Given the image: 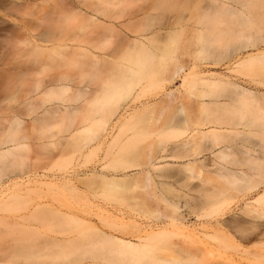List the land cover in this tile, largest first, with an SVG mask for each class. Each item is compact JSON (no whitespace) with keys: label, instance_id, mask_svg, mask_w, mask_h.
Instances as JSON below:
<instances>
[{"label":"rangeland","instance_id":"obj_1","mask_svg":"<svg viewBox=\"0 0 264 264\" xmlns=\"http://www.w3.org/2000/svg\"><path fill=\"white\" fill-rule=\"evenodd\" d=\"M144 1H146V2H144ZM144 1H143L144 4H143L142 0L138 1V3L137 2L130 3V5L123 3L124 5L123 4L119 5L122 7H118L117 9L115 8L116 11L118 9H120L118 11V12H120L119 14H118V12L115 13L116 15L118 14L117 15V17H119L118 21L124 22L123 20L126 21V18L129 19L127 17L128 14H130L129 15V17H130L132 11H134V12H132V14H134V13L136 14L137 12H139L138 9L141 7V5L147 4L145 6L146 9L148 7L152 6V4H150L149 0H144ZM179 1L181 2V0H179ZM179 1H177V2H179ZM206 1L204 2V0H196V2H197L196 3L194 0L193 1L190 0L189 2H186V4H185V2H183L184 6L182 4H180V7H179V3L175 4L173 6L175 1L172 4V6H169V5H171V2H170V4H168V2H166V3L164 2L165 4L164 3H161L163 5L160 4L162 6V9H161V6L159 5L160 11H159L158 7L154 6L155 10L152 9L151 13H148L150 16L147 14V16L144 18V20L141 21V23L143 22V24L147 27V29L144 25H141V26L144 30L146 29L145 32L148 34V36L152 37L153 34L155 33V35L151 38L149 43H147L145 46V49H146V47L149 48V49L147 48V52L149 50H151L150 51V53H151L153 50H156V49H158V51H153L152 53H155V54H153L151 56H149V53H148L149 58L146 57L147 55L142 56L143 60H144V57L146 58L145 60H147V58H148L150 61V62L149 61L148 62L150 64H153L155 59L157 60V63L160 62L159 61L160 59L163 60L162 57L164 56V51L162 53L161 50H164L165 47H166V49L167 48L173 49L172 47H174L173 45L175 43V41H174L175 39H172V38H174V36L171 38V37H169L170 35L168 36V34L166 35V33L171 34L173 29L180 28V25H177V24L178 23L180 24V21H182L181 24H183V21H184L182 19L183 17L182 18H180V17L181 16L185 17V15L187 16V13H188L187 10L189 11V8L190 9L193 8L194 4H199L198 6L202 5L201 7H198L197 5H195L198 8H200L199 13H198V10H197V13L200 14L201 16L206 15L205 20L200 15H199L200 17L198 15H196V16H198L197 17L198 19H196V22L199 23V21L203 22V20H204L205 24L204 23L203 24H204L205 28L201 27L202 24L200 26V23L199 24L196 23L197 26L199 25V27H198L199 30H201V28L204 29V33H202L203 31L202 32L199 31L200 34H202L203 36L202 35H199V36L196 35L198 33V32H196V33H194L195 37H194V34H193V36L188 37L189 39L191 37L190 40L194 42V45L191 43L192 44L191 48L195 49V51L190 48V44L188 46L189 49H187L188 47H186V45L189 43V41L186 43L184 35H183V37L181 36L183 40L181 39L179 41H182V42L184 41V42L183 43L177 42L178 44L176 45V43H175V46L182 44L183 47L181 45L182 48H180V45H179L178 48H180L179 49L180 53H179V50H178V53H176L177 52V50H176L175 53H173L171 55V57L172 56L174 58L178 57L177 59H179V58L181 59V57H182V61H184V59H185L187 61V64H188V62H189V64L191 62L190 66H192V64H195L196 66H198V67H196L197 69L195 68L196 71L201 70V69H198L199 67H201L202 70L213 71V72H217V73L218 72L224 73L225 69H224L223 64L227 63V60L232 61L233 58L235 59L236 57L240 56L241 54L243 56V55H247V53H251V52L257 53L258 49L261 50L262 48H264V46H263L264 45V21L261 22V23H263V25L261 23H258L260 21H257V19L261 20V21L264 20V17H263L264 14H260L261 11L264 12V10L263 9L259 10V7H258V11H259L258 14L259 15H257V17L254 16L257 13V11H256L257 10L256 0H217L218 2H216V0H212V1L206 0ZM240 1L241 2L243 1L242 4L245 2V5L247 4L246 6L248 8H250L251 6L253 7V5L256 2V4H255L256 7L255 6H254V8L251 7L252 10L250 9L251 10L250 11L249 9H247V7H245V5L241 6L242 4H240ZM151 2L154 3V1H152V0H151ZM211 2H213V3H211ZM253 2H254V4H251ZM209 3H210V5H209ZM216 3L218 5V6L216 5L217 8L216 7H215V9L209 8L210 6L214 7L215 6L214 4H216ZM148 4L151 6H149ZM166 4L168 5V7L166 6ZM155 5L158 6L157 4H155ZM190 5L192 7H188ZM219 5L221 7L228 5L229 7L227 6V9H229L228 10L229 14L223 13V12L227 11L226 9H224V7L223 8L220 7V9H218ZM163 6H164V8H163ZM181 6L183 8H181ZM171 7H172V9H171ZM204 8L208 14H206V11H204ZM208 8H209V10H208ZM125 9L127 12L126 14H124ZM185 9H187V10H185ZM201 9L203 11V14H201V12H202ZM212 9H214V11ZM222 9H224L223 12H222ZM230 9H232V10H230ZM236 9L241 10L242 12L240 13V11H237ZM215 10H216V12H215ZM253 10L256 11L255 14H252L255 12V11L253 12ZM177 11H179V12H177ZM218 11H220V13ZM229 11H231V12H229ZM249 11L251 12V15L249 14ZM221 12L223 14H221ZM237 12L240 13V15H236V14H238ZM121 13L124 16L122 15L120 17ZM174 13H176V14H174ZM218 13H219V15H218ZM231 13H232V17H231ZM214 14H215L216 19L214 17ZM241 14H242V16H241ZM125 15H126V17H125ZM194 15H195V13H194ZM208 15H210V16H208ZM244 15H245V17H244ZM260 15H261V17L258 18ZM234 16L235 17L238 16V17L235 19ZM251 16L254 18L255 21H257V23L253 20V18ZM123 17H125V18H123ZM178 18H180V19H178ZM201 18H202V20H201ZM206 18H207V20H206ZM233 18L235 19L234 21H232ZM1 19L7 20L8 18H6L2 14H0V20ZM174 20L176 23H173ZM197 20H199V21H197ZM228 20H230V21H228ZM237 20L238 21L240 20V21L238 22ZM244 20H245V22H243ZM170 21H172V22H170ZM235 21H237V23ZM253 21H254V23H256V25L255 24L253 25L251 23ZM226 23H228V24H226ZM238 23L243 24V25L241 24L242 28H240V27L239 28H240V31H242L241 29L244 30L243 31L244 36L241 35V37L240 36L237 37L236 35H234V36L230 35L229 33L237 26L236 24H238ZM225 24H226V26H225ZM245 24L247 25V27H249V31H248ZM166 25H169L170 27L166 26ZM208 25H210L211 27ZM229 25H232V26L229 27ZM251 25L255 26V27L259 26V27H261V29L263 31L262 30L259 31V29H260L259 27H258V31H257L256 30L257 28L255 29V28L251 27ZM207 26L209 27V29ZM222 26L223 27L225 26L224 27L225 31H227L226 27L228 30L231 28V30H229L230 32L228 34L232 38H230L228 35H226L227 32L224 36V34H223L224 31L222 32L223 37H222V35L219 36V34H218L219 31H217V30H219V28L217 29V27H220L221 30H224L223 28H221ZM233 26H234V28H233ZM206 27H207V29H206ZM212 28L214 29L213 33H212V31H213ZM237 28H238V26L236 27V30H234L235 32L234 33L231 32V33L236 34ZM250 28L253 30H251ZM254 29H255V31H257V34L254 32ZM158 30H161V31H158ZM205 31H209L212 34L207 32V35H206ZM252 32H254V34ZM159 34H161V35H159ZM209 34H210V36H209ZM213 34H214V37H213ZM220 34H221V32H220ZM241 34H242V32H241ZM205 35H206V37H204ZM237 35H238V33H237ZM257 35L261 38V40L259 39V37ZM166 36H168L169 38ZM248 36L249 37L251 36V38H248ZM254 36L258 39L255 40L256 38H254ZM192 37H194V40L192 39ZM221 37H222V39H221ZM233 37H234V40H233ZM245 37L248 39H246ZM212 38H213V40H211ZM228 38H230L232 40H230ZM242 38H243V40H242ZM262 38H263V40H262ZM186 39H187V37H186ZM189 39H187V40H189ZM208 40L211 42H208ZM235 40H238V41H235ZM240 40H242V41H240ZM251 40L252 41L254 40L256 43H254V41L252 42ZM152 41H155L154 44ZM161 41H163V42H161ZM165 41H167L168 43ZM213 41H215V42H213ZM171 42H172V44H171ZM240 42H242V43L240 44ZM246 42L247 43L249 42L248 45L249 44L250 45L248 46ZM156 43L157 44L160 43L159 44L160 47ZM162 43L164 46H162ZM166 43H167V45H166ZM184 43H185V46H184ZM238 43H239V45H238ZM252 43L254 45V50H252L253 49ZM155 44L157 45V48H156ZM168 44H170V46ZM152 46H154V48H151ZM239 46L240 47L242 46V47L240 48ZM246 46H248L247 49H246ZM185 47H186L187 51H190V50L194 51V52L193 51L191 52L192 58L188 56L190 54H187L188 53L187 51H186L187 53L185 52ZM202 47H203V49H202ZM159 48H161V50ZM196 48H198L199 50ZM239 50L242 52H239ZM235 51H236V54H235ZM158 52H160L162 54H160ZM181 53L183 54V56ZM28 54H30V53H28ZM156 54L158 56L160 55L159 60L157 58L153 59ZM157 55L155 57H158ZM32 56L30 59V55H27L26 52H22V53H19L18 56L17 55L10 56V58H12V60H10V62H4L5 64L3 63L2 65H0V93L2 92V94H0L1 95V98H0V126H1L0 127V144L3 142H5V143L13 142L14 140H18V139L25 137V139L27 138L25 141H27V143H29V145H30L29 148L27 147L28 149L27 148L25 150L23 149L25 152L19 150L20 153L17 151L19 153L18 155L16 152V155L13 154L14 156L11 154V155H8V156H10L8 158L5 156L2 159H0V179H3L4 178L3 176H5V178L6 177L8 178V176L19 177V176L33 174V173H37L39 175H44L42 177V180H41V178H39L40 180H38L37 183L29 184L27 188L21 187L20 189L18 188L19 190L16 189L15 190L16 192L20 191L22 188H23V191L21 190V192L18 193V195L20 197L18 199H13L12 201H10L8 203V206L0 205V264H80V263L89 264L92 262V260H94L96 258V256H97V258H99L100 254L102 253V252H100L102 250L99 249V247L102 245H98L99 247L96 246L98 243L97 240L100 238L99 234L97 231L92 229L89 222H91L92 224H95L98 228L102 229L103 231L110 232V229L105 227V226L103 227L102 224L99 222V220L97 218H95L94 214L99 213L101 211L100 209H103L104 207L105 208L108 207L107 209L109 211H112V210H110L111 208L112 209L115 208V209L122 211V213L127 215L125 217H130V216L131 217H137L140 215L138 210L141 209V205H142L141 203H145L144 201H146L147 204L152 205L153 206L152 209L156 208V210L158 209V211L162 214L165 212L163 214L164 216L166 214H169V215L174 214L175 213L174 211H176V213L182 214L185 218L184 223L186 226H188L187 229L186 228L183 229L182 227L178 228L179 226H176V227L173 226V228L168 227L167 232H169V234H167V236L164 235L165 237L162 236L163 239L160 238L161 240L159 242L156 241V244L154 243L153 246L152 245L150 246L151 248L147 247V249H146L147 251H144L143 253L142 252L140 253L139 252L140 250L137 252L136 251H134V252L130 251L127 253L126 252H120V253L118 252V254L116 251L114 253H111L110 250L112 249V246L110 248V246L108 244H106V245H108V248L105 246L107 249L104 247L103 253L105 252L104 251L105 249L108 252V250L110 248V250L108 252V253H110V255L108 253L105 254V255H108L107 257L105 255H104L105 257L103 255H101L104 257V258H102L104 260L103 261L100 260V263L102 262L103 264H113V262H114V264H264V239H261V237H260L261 236L260 232H262V230H264V227H263L264 220L263 221L261 220V222H260V221H256V220H258L257 218H254V221L252 219H250L251 218V217H249L250 212H248L247 210L243 211L241 209L242 208L241 207L242 201H240V199H242V197L245 195L252 197V198H256L257 193L263 189L262 186L264 185V168L261 169V167L258 168V166H257L258 163L263 164L262 163L263 160L261 162V161H257V159H255V158H253V159L251 158L252 155L256 152L255 151L253 153L252 150L253 149L257 150V149H255L256 146L254 148H253V146L255 144L261 143V141L258 142V140H261L260 139L261 136L257 135V133H255V132L254 133L256 135L254 136V133L252 131H248V130H246V132H244L245 130L244 131L242 130L243 134L239 133L238 130H237L238 133L235 132L236 130L235 131L233 130L235 132V134L230 133V131L227 132L226 134L223 133L225 135H222V133H221L222 137L219 140L217 134H216L217 137L215 135L213 136V134H212L213 131L212 132H211V130L209 131L208 128L206 130L203 129L204 132H206V134L202 135L204 133L203 132L202 134H200V136L198 135L199 137H197V139L199 141H194V143L196 142L195 144H197V147L199 146V151H194V153L199 152V155L197 154L198 155L197 156L196 154H194L193 156H195L194 159L197 161L201 160L203 162V160H204V162H203L204 164L203 163H199V164L196 163L198 168L193 167L195 169L193 170L192 176H191L192 172L190 171L192 169V167L189 166L190 168H187L185 166V164H187L188 162H191L193 159L192 158L193 156L191 157L192 158L191 159L190 156L188 157L185 154L186 151H184L182 148H181L182 150L180 149L181 151H178L179 148L177 146H176L177 148L174 146L175 144H177V145H178V143L180 144V142L182 143L183 140L185 141L186 138L189 137L188 136L189 132L185 131L186 125L184 124V122H182L183 118H185V116H186L185 113H187V112H188V114L190 113L192 116H194L195 113H197V111H199V113L195 115L196 117L194 116V120L195 121L197 119L201 120L200 123L198 121H196L200 125L202 124V120L205 119V120L209 121V122H207V125H210L212 122L217 124L216 123L217 121L218 122L222 121L219 123L220 124L222 123L223 125H227L228 127L229 126L234 127V125H232V124H236L235 126H237V128L238 127L242 128V126L247 125L245 123V120H246V122H247V119H248V121L250 120L249 121L250 123H251V121H255L252 117L248 116L249 113L247 114L244 112L242 114L241 113L242 111L239 112L238 109L236 111L235 108H237V107H234L233 105L231 106V104H229L230 106L229 105L227 106V104L223 105V103H221V105H218V107H215L216 104L215 105H209L210 108L212 107L211 109L209 108V106H206V108L209 110H207L204 107L202 108V106H199L202 109H199V107L197 109V105H198V103L200 105L201 100L203 101L206 99L207 101L206 100L205 101L207 103L209 101L210 102H214V101L216 102L218 100L220 101L222 98L223 99L221 101H225L229 98V96L233 97V95H230L233 93V91H235V90H233V91L231 90L233 88H231L228 85H227L228 87L224 86V85H221V86L217 85L214 87V86H212V84H208V86H209L208 87L206 83H202V82L197 83L198 79L194 78V76H193L194 79L192 78L193 80L189 76H187L186 79H188V80L190 79V81H187V83L186 82L183 83L182 76L184 74L182 76H180L179 78H176L172 82L171 81H167V82L165 81V82H163V84H162V82L161 83L160 82L155 83L154 80L161 79V78H158L159 74H160V77L162 74H166L164 72H162V74L159 73L158 75H156L155 79H153V80L150 79V81H152V82H151V84H149V82H148L149 78L147 81V77L143 76L144 72L141 73L140 71H135V72L131 71L134 74H132V73L130 74L129 73L130 71L127 72L126 69H125L126 71L122 70L123 72H126L125 75H127V74L128 75L130 74V75L129 76L127 75V77L125 78V76L121 75L123 73H119L120 76H123L124 79L121 78L120 76H116V78L119 77V78H121V80L122 79H123V81L125 80L124 84L127 85L128 88L125 90V88L127 86L123 85L125 87L122 90L123 92L119 98V102L117 101V97H116L117 95H114L116 97V98L114 97L116 102L113 99L111 102L112 104L115 102L114 104L117 103L118 105H120L122 103L125 104L128 102L127 105L132 106V109L134 107H139L140 105H141L140 106V109H141L142 105L145 103V105H147V104L151 105L152 104V108H153L154 103L159 102V100H161L162 98L164 99L166 94H169V92H171V94L173 92L172 95H175V96H173L174 99H173V103L171 105L172 107L171 106H169L170 108L167 107L170 110L167 109L166 112H163V113H165V115L162 113V115H161L162 118H159L160 121L157 119L159 117V116L157 117L158 111L156 113H154L155 108L151 109V107H150L149 109L154 110V112H153L154 114H152L151 111H149V112L144 111V112H146V114H144V112H143V114L147 115V113H149V114H152V116L155 115V116H153L155 119L152 116H149V114H148V116L144 117L142 113H139V114H137L136 118H134V119H136V121H134L133 119H132L133 121H126V122H124V121L119 122L118 121L120 123V125L117 121H113V122L117 123V126L115 124V126H116V128H115L114 125L111 126L109 124H106L108 119L113 116L111 114L112 115L111 117H109L108 119L106 118V117L110 116L109 115L110 112L112 113V111H111L112 107H111V109H109L110 112H108V110L106 108V107L110 108L111 105H109V104H111V103L108 102L109 104L108 105L106 104L107 106L105 108L103 106L102 107L103 110L100 109L102 105L100 106L99 103H98V105H95L96 102H93L95 104L91 103V104H93L92 106L95 105L94 107L86 105L88 107V109H86L85 106H83V109H82V107L80 108V106L85 103L84 102L85 100L83 101V99H84V97L88 98L89 93H87V94H85L83 92L81 93V91L83 90V88L81 87L84 85L83 83H81L82 85L80 86V88L82 90L77 88V89H79V92H77L78 90L76 89V87H79L77 83L83 81L84 79H82V78L86 77L84 81H87L88 83L87 82H84V83H86L87 85L91 84L90 86L92 88H94L95 87V85H94L95 81L93 80L94 78H95V80L98 79L99 77L102 78L103 76L105 78L107 75L109 76L112 74V73H110V69H111V72L114 73L115 71H117V68L114 71V69H113L114 66L112 68L106 67L107 65L105 64L106 62L104 63V61H100L99 65L97 64L98 66L95 67V65L92 63L91 64L89 63V65H87L86 63H83L81 57L80 58L78 57L79 60L77 59L78 60L77 62H75L76 60L74 61L73 59H70V58L56 57V59L54 58V61L51 62L52 63L51 66L46 67V69H42L41 74H40V76L43 75V76H41L42 78L40 76L37 78H39L40 80H42V79L48 80V78L50 76L53 77V75H55L54 77H57V75H59L60 73H63L64 76H63V78H61L62 79L61 82L65 83V84H69L70 89L67 91H60V90H59V92L55 91V94H54V92H51L50 94H48L49 95L48 98L45 96V98H47L46 101H43V104L40 103L42 105L41 108H39L40 107V105L38 104L39 100L36 101V103L38 104L39 107L35 103L37 108H35L33 106L28 108V105H26L27 107L25 105H21V103H20L21 99L20 98L22 97L23 94H25L23 92L24 90L30 89V88H22L23 85H24V87H25V85H26V87L29 86L28 84L31 82H28V81L26 82L25 79H28L30 77L26 76V78H25V75H23L24 72H23V74L21 72H19L20 70H16L17 71L16 72L11 67H13L12 64H15L16 62H18V59H19V61H22L20 63H26L27 61H28L27 63H30V62L32 63V59L35 58V57L32 58ZM184 56L188 57V60ZM193 56H195V57H193ZM150 57H152V62H151ZM171 57H169V56L167 57L168 62H166V63H168L170 65V66L169 65L167 66L168 68H170L171 64L173 63L171 60L172 59ZM61 58L64 59V61L65 60L66 61L64 62V61L60 60ZM13 59H15V60H13ZM34 60H36V58ZM165 60L167 61V59H165ZM57 61H62V63L64 64V67L63 66L58 67L56 70V67H57L56 62ZM73 61H74V64H73ZM121 61H124V60H120L119 62L121 63ZM194 61H195V63H194ZM9 63H11V65ZM35 63H33V64H35ZM254 63L255 62H253V64L250 63L249 65L245 64V66L243 68L242 67L240 69L238 68L237 70L241 74H239L237 72V75L238 76L240 75L239 78L243 81H246V82L252 81L253 84L255 82L256 86H259V88L264 90V58H262L261 60L259 59L256 61L255 64ZM83 64H84V66H83ZM8 65H10V68ZM104 65H106V66H104ZM115 65H117V63ZM253 65L256 66V68L255 67L253 68ZM221 66L223 68H221ZM82 67L84 68V71H89L88 75H82L83 74L82 73V69H83ZM94 67H95V69H94ZM7 68L9 70H7ZM47 68H50V69H47ZM105 68L106 69L109 68V70H105ZM96 70H98V71H96ZM57 71H58V73H57ZM101 71L102 72L105 71V74L103 72L104 75H102ZM118 71L120 72V70H118ZM192 71H194V70H192ZM196 71H194V72H196ZM95 72L98 73L97 76H96ZM139 72L142 75L138 74ZM194 72H192V73H194ZM115 73H117V72H115ZM115 73H114V76H115ZM21 75H22V77H21ZM81 75L84 77H82ZM116 75H118V73ZM134 75H135V77H134ZM167 75H168V73L166 74V77H168ZM79 77H80V79H79ZM166 77H164V78H166ZM135 78H137V79H135ZM28 80L32 81L33 78L31 80L30 79H28ZM194 80L196 82H193ZM93 81H94V83H93ZM144 81L148 82L147 85H145ZM91 82L93 83V86H92ZM96 82L98 83L99 80ZM133 82H134V84H133ZM198 82H199V80H198ZM135 83H137V84H135ZM32 84H33V82H32ZM32 84H30V87ZM202 84H204L206 86H204ZM19 85L21 86L22 90H17V89H20ZM142 85H144V86H142ZM142 87H144V88H142ZM201 87H203V88H201ZM74 88L76 90H74ZM5 91H7V93ZM21 91L23 92V94ZM231 91H232V93H230ZM3 92H5V93L3 94ZM12 92H15V93H12ZM138 92H140V93H138ZM203 93H204V95H203ZM7 95L9 98L11 97L10 95H13V97L10 98V100H9V98L7 100H4V97H6ZM122 97H124V98H122ZM137 97H139V98H137ZM183 97H184V99H183ZM196 97H198V99H196ZM45 98L43 97L42 100H44ZM190 98H192V99H190ZM134 99L135 100L137 99L136 102H134L135 101ZM230 99H232V98H230ZM42 100L40 102H42ZM188 100H189V102H188ZM3 101H6L7 103L3 102ZM18 103H20V104H18ZM183 103H184V105H183ZM260 103H261V105H260L261 108L259 107V105H258V107L260 110L261 109L263 110L264 100L261 101ZM91 104H89V105H91ZM191 104H193V105L191 106ZM118 105H117V107H118ZM181 105H182V108L180 107ZM185 105H187L186 106L187 108L185 107ZM195 105H196V109L193 108V106H195ZM23 106H25L26 108ZM51 106H53V107H51ZM63 106L64 107L65 106L70 107L71 110L72 109H79V108L81 110L79 109L77 111H71L69 114L66 115L65 118H67V119L63 118L65 121H63L62 118L59 117V115L50 116V120H48L49 119L48 116H46V118H45V116H43L41 114L44 112L45 108L54 109L55 107H59V108L62 107L63 108ZM96 106H100L99 107L100 110H98L96 108ZM113 106H115V105H113ZM155 106L157 108L156 104H155ZM188 106L190 108L189 111H187ZM117 107H115V110L117 109ZM183 107H184V109H183ZM219 107H221V108H219ZM158 108H159V105H158ZM179 108H181V109H179ZM213 108H214V111H213ZM216 108H217V110H215ZM222 108H223V110H222ZM15 109L17 112L20 113V116H21V117L19 116L20 121H6L8 118L12 117V114L14 115L15 113H17V112H15ZM140 109H139V111H140ZM192 109H194V110H192ZM220 109H221V111H220ZM232 109H234V110L232 111ZM57 110H59V109H57ZM115 110L113 111L114 113H115ZM158 110L160 113V109H158ZM104 111H107V116L105 118H103V116L105 114ZM190 111H192V112L195 111V112L191 113ZM217 111H219V112H217ZM261 111H259V113ZM237 112H239L241 114V116ZM259 113H258V115H259ZM263 113L264 112L262 111L261 114L263 115ZM246 114L249 118L246 116ZM256 114H257V112H256ZM68 115H73V116L70 117ZM81 115H82V117H81ZM197 115L199 118L197 117ZM204 115L207 117H204ZM114 116H116V115H114ZM138 116H139V118H137ZM200 116H201V118H200ZM202 116H203V119H202ZM219 116H220V118H219ZM34 117H36V119ZM47 117H48V119H47ZM98 117L100 119H98ZM142 117H144V118H142ZM4 118H6V119H4ZM112 118L115 119L114 117H112ZM195 118H197V119H195ZM239 118H241L240 120L242 122L244 121V123H243L244 125L242 123H241L242 125L239 123V122H241L240 120H238ZM250 118H252V120ZM3 119H4V121H1ZM44 119H46V120H44ZM92 119L94 122L92 121ZM137 119H138V121H137ZM164 119H165V121H164ZM59 120H61V121H59ZM145 120H147V121H145ZM155 120H158V121H155ZM205 120L203 121L204 124H205ZM223 120H225L226 122ZM227 120H228V122H227ZM100 121H102V123H105L106 126L107 125L111 126L112 127L111 129H113L111 131L112 133L110 132L111 137L112 136L113 137L112 138L109 137L108 138L109 140L108 141L105 140L104 143L102 142L103 140H101L102 137L99 140V137L102 136L103 132L99 131L101 129L98 130V126H97V132H95L96 131V125H98V123ZM256 121H257V116H256ZM109 122L111 124H113L112 120L108 121V123ZM152 122L154 123V125ZM192 122H194V121H192ZM196 122H194V123H196ZM100 123H99V125H100ZM157 123H159V124H157ZM197 123H196V125H198ZM230 123H232V124L229 125ZM237 123H239V124H237ZM100 127H102V126H100ZM148 128H149V130H148ZM203 128H205V127H203ZM252 129L253 128H251V130ZM150 130H153V131L155 130L156 132L154 131L155 132L154 133ZM239 130H241V129H239ZM145 131H147V133H145ZM149 131L151 133L148 134ZM250 132H252V134ZM210 133H211V135H210ZM236 133L238 135H236ZM239 134L240 135L242 134V136H240ZM247 134L248 135L250 134L251 137L247 136ZM212 136H213V138H212ZM202 137H203V139H202ZM214 138H217V141H219V143L224 142V143H222L223 145H225L226 143L227 144L229 143V145H230V143H232L230 145V149L232 152L229 150L232 154H229V156L227 155L229 158L227 156L225 158V156H224L225 160H223V158H222L223 155H226L224 153H223V155L218 154V158H215V157H217V153L216 154L214 153L215 154L214 155V154H212L213 150L211 151V148L214 149L213 148L215 146L214 142H217V141H215ZM255 138H256V140H254ZM98 140L100 142H102L101 143L102 145H100V142ZM125 140H126V142H125ZM243 141H244V144H246V145L240 143V142L243 143ZM120 142H122V143H120ZM148 142H150V143H148ZM125 143H127V144H125ZM107 144L109 146L110 145L111 146L108 147ZM147 144H148V146H147ZM150 144L152 146H150ZM211 144L213 145V147L210 148V146H212ZM250 144L252 146L249 147ZM143 145L146 147H143ZM235 145L237 147L240 146L241 149L246 148L247 149L246 151L249 150L248 149V147H249L251 152H252L251 156L249 155V157L253 161L248 159L249 158L247 156V154H249L248 152L245 153V150H243L244 153H242L240 147L235 148L236 147ZM164 146L168 147V148L165 149ZM147 147H151L150 150H152L153 154L151 153L150 150L148 152L146 151V150H148ZM160 147H162V148L160 149ZM169 147H170V150H169ZM233 147L235 149H233ZM109 148L111 150L110 152L108 150ZM118 148L120 150H118ZM144 148H146V149H144ZM162 149L166 150L165 153H167L168 150H169L168 152H171V149H172V152L165 155L164 152H161V151H163ZM175 149H176V151H174ZM238 149H240V150H238ZM121 150H123V153ZM233 150H235L234 151L235 154L233 153ZM113 151H115V152H113ZM203 151H204V153H203ZM208 151H210V153ZM111 152H113V153H111ZM116 152H118V153H116ZM145 152H146V154L150 152L152 155L157 153V157L164 156V157H162V159L163 158L164 159L163 160L162 159H156L155 162L158 160L159 161L156 162L157 164L154 168L150 167L149 169L145 170L144 168H142V167L139 168L137 166L138 169H136V168L134 169V166L141 165L142 163H144L146 161V157H148L147 156L148 154L145 155ZM173 152H175L174 155H173ZM189 152L190 151L187 152L188 155L191 153L193 154V151L191 153H189ZM217 152H218V150H217ZM106 153H108L109 155ZM143 153H144V155H143ZM161 153H163L164 155ZM12 156L15 158H13ZM16 156H17V158H16ZM181 156H182V158H181ZM196 156L198 159L196 158ZM199 156H201V157H199ZM153 157L156 158L155 156H153ZM176 157H178V158H176ZM184 157L186 159H184ZM187 157L190 158V160ZM219 157H221V158H219ZM244 157H246L245 161L243 160ZM255 157H257V155ZM4 158H7V159H4ZM14 159H15V161H14ZM254 160H256V162H254ZM239 162L241 164H239ZM243 162H245V163H243ZM222 163H224V164H222ZM211 164H212V167H211ZM242 164H244V165L242 166ZM187 165H189V163ZM226 165L228 167H226ZM204 166H205V168H204ZM238 166H240V167H238ZM241 166H242V169H240ZM263 166H264V164H263ZM250 167L252 168V170ZM141 168H142V170H141ZM143 170H145V171H143ZM220 171L222 174L219 173ZM229 171H230V174H231V172L233 173L235 171L234 172L235 175L240 174V176H241V172L245 171V173H247L248 176H251L253 178L250 180H247V178H248L247 174L245 175L242 172L241 177H243V175H244L243 178L247 177L245 181L240 180L238 182V180L236 181L235 178L234 179L230 178V180L231 179L233 180V181L231 180L233 183L229 184L228 182H231L229 179H227V178H229V176L225 177V179L223 178L224 177L223 172L229 175ZM237 171H238V173L240 171L241 172L238 174ZM250 171H251V173H249ZM94 172L96 173V176H95ZM92 173H94L93 175L95 177H92V175H89ZM142 173L144 175H142ZM64 174L66 175V177L63 176ZM68 174L72 177H70ZM97 174H98V176H97ZM220 174L223 175L222 178H221V176H219ZM100 175H101V178L99 177ZM104 175L107 176L106 178H111V179L114 176L115 177L113 180H107L106 181L104 179L105 181H103L102 176H104ZM145 175L147 177H149L148 179H146V181L144 179ZM67 176H69V177L67 178ZM231 176L234 177V175H232V174H231ZM62 177H65L67 180L62 178ZM87 177H88V179H87ZM147 177H145V178H147ZM68 179H70L71 181L69 180L70 181L69 182ZM118 179H119V181H118ZM121 179H123V180H121ZM120 180H121L122 184L120 183ZM227 180H229V181H227ZM105 182H107V183H105ZM116 182H117V184H116ZM108 183L110 184V186ZM146 184H148L147 188L145 187ZM222 190H223V193L226 195H223L221 193ZM217 191L219 193H216ZM101 194H103V195H101ZM225 197H230V198H225ZM39 203H42V204H40L42 206L37 207L36 205ZM147 204H145V206H147ZM236 204H238L240 206H238ZM32 207L33 208L37 207L36 210L33 211V213H30V215L26 216L22 220L17 219L19 216H23L24 214H26V212L29 209H31ZM101 207H103V208H101ZM147 207H150V206H147ZM105 208H104V210H105ZM235 208H236L237 213L242 212V211H243V213L237 214L235 211ZM55 209H58L62 214L60 212L59 213L56 212ZM176 209H178V210H176ZM238 209H240L242 211H240V210L238 211ZM178 211H180V212H178ZM228 211H230V212L234 211V213L231 212V214H229L230 212H228ZM172 212H174V213H172ZM180 214H177V216ZM234 215H236V216H234ZM251 216H253L252 213H251ZM160 219L161 218H159V220ZM214 219H220V221H223V222L227 221L228 223H231V224L237 223V225L240 222V224H239L240 232H237V234L238 233L239 234L237 235L236 233H234L232 235H235L234 236L235 240L237 239V237H240L241 239L240 240L237 239V240L241 243V245H243V248L247 249L248 251L240 254L241 252L239 251V249L241 247L236 246L237 248H239L237 250L234 247L236 244L233 240L229 239L228 237H226L223 234L218 235V233L216 234L212 230L200 229V227L198 226V225H200L199 223L207 222V221L214 220ZM143 220H144V218H143ZM196 223H198V224H196ZM118 225L119 224H117V226ZM250 225H252V226H250ZM190 226H192V228ZM255 226H257V227H255ZM115 227H113V229H116ZM122 227H124V228H122ZM129 228H130L129 226L127 228L125 226H121L120 232L123 234H125L124 232H127V234H129L128 236H127V234L123 235V236L130 237V234L133 231H131L132 227L130 228V230H128ZM175 228L176 229L178 228L177 229L178 231ZM198 228H199V230H198ZM118 229L119 228H117V230ZM180 229L182 230V232L179 234L178 232L180 231ZM192 230H193L192 234L194 236L191 234ZM183 232H185V233L187 232V233L185 234ZM240 233H241V236H240ZM184 235H186V237ZM189 236L191 238L192 237L193 238L189 240V238H188ZM248 236H249V238H248ZM65 238L71 239L70 241H71V244L73 245V247L72 246L68 247V245H66L65 242H67V240H63ZM253 238H255V239L252 240ZM246 239H250V241H248ZM62 240L65 242H62ZM251 240H252V242H251ZM191 241H195V242H193V244H192ZM189 242L191 244H189ZM104 243L105 242H103V244ZM186 243L189 246L188 245L186 246ZM69 246H70V244H69ZM190 246H192L194 248H192ZM97 247H98V251H99V256H98V252H97ZM240 250H242V249H240Z\"/></svg>","mask_w":264,"mask_h":264},{"label":"bare ground","instance_id":"obj_2","mask_svg":"<svg viewBox=\"0 0 264 264\" xmlns=\"http://www.w3.org/2000/svg\"><path fill=\"white\" fill-rule=\"evenodd\" d=\"M138 1H141V0H0V14H2L4 17H6V18H8L7 20L5 19H1L0 21V65H2L4 62H10V60H12V58H10V56H14V55H17L18 56V54L19 53H22V52H26L27 53V55H30V59H31V56H32V58H36V60H34V59H32V65L30 64V63H20V62H22V61H19V59H18V62H14L15 64H12V66L13 67H11L14 71H16V70H20L19 72H21L22 74H23V72H24V74L23 75H25V78H26V76L27 77H30V78H28V79H32L33 78V80L32 81H29L28 79H25L24 77V79L26 80V82L28 81V82H31V83H27L29 86L28 87H26V85H25V87H24V85H23V87L22 88H30V89H27V90H24L23 92L25 93V94H23V92H22V97L20 98L21 100H20V103H21V105H28V108L29 107H35V108H37L36 107V105H35V103H36V101L37 100H39V105H40V107L38 106V104H37V106L39 107V108H41L42 107V105L41 104H43V101H46V99L49 97V95L48 94H50L51 92H54V94H55V91H58L59 92V90L60 91H67V90H69L70 89V85L69 84H65V83H62L61 82V78H63V76H64V74L63 73H60L59 75H57V77H54L55 75H53V77L52 76H50L49 78H48V80H40L39 78H37V77H39L40 76V74H41V71H42V69H46V67H49V66H51L52 65V63L51 62H53L54 61V58L56 59V57H62V58H70V59H73L75 62H77L79 59H78V57L80 58H82V61H83V63H86L87 65H89V63L91 64H94L95 65V67L96 66H98L99 65V62L100 61H104V63L107 65H104V66H106V67H109V68H112L113 66H114V71L116 70V68H117V71H115V72H117L118 73V75H116L117 73H115V76H114V73L113 72H111V69H110V73H112L111 75H107L105 78H104V76L102 77V78H98V79H96L95 80V78L93 79L94 81H95V87L94 88H92L90 85H87L86 83H84V82H87V81H84L85 80V78L86 77H84V76H82V75H88L89 74V71H84V68L82 69V77H84V78H82V79H84L83 81H81V82H79V83H77L78 84V86L79 87H76V89L77 88H79L80 90H82L81 88H80V86L82 85L81 83H83L84 85L83 86H81L82 88H83V90L81 91V93L83 92V93H85V94H87V93H89V97L88 98H86V97H84V99H83V101L85 102L84 104H82L81 106H80V108L82 107V109H83V106H85L86 107V109H88V107L87 106H92L93 104H95V103H93V102H96V104L95 105H98V103L100 104V106H101V108L100 109H102V107L104 106V108L109 104V103H111L112 102V100L114 99L115 100V98L117 97V101L119 102V98H120V96H121V94H122V90L124 89V87L125 86H127V85H125L124 84V82H125V80L123 81V76H125V78L127 77V75H125L126 74V72H123L125 69L127 70V72L128 71H130L129 73L131 74L132 72H135V71H140L141 73L142 72H144L143 73V76L145 77H147V81H148V78H149V84H151V82L152 81H150V79H155V76L156 75H158L159 73H161L162 74V72H164V73H168V77H166V74H162L161 75V77H160V74H159V77L158 78H161V79H156V80H154V82L156 83H161L162 82V84H163V82H167V81H173V80H175L176 78H179L180 76H182L183 74V76H182V80H183V83L184 82H186L187 83V81H190V79L188 80V79H186L187 78V76H189L191 79L193 78V76H194V78H196V79H198L199 80V82H198V80H197V83H206L207 84V86H208V84H212V86H217V85H219V86H221V85H224V86H230L231 88H233V89H231L232 91L233 90H235V91H233V93H232V91L230 92V93H232V94H230V95H233V97H231V96H229V98L227 99V100H225V101H214V102H207L206 103V101L205 100H201L200 101V105H199V103H198V105H197V109H198V107L199 106H202V108L204 107V108H206V106H209V105H215L216 104V106L215 107H218V105H221V103H223V105L224 104H227V106L229 105V104H231V106L233 105L234 107H237V108H235L236 109V111H237V109L239 110V112L240 111H242L241 113L243 114L244 112L245 113H249L248 114V116L249 117H252L255 121H251V123L248 121V119H247V122H246V120H245V123L247 124V125H245V126H242V128L240 127H238L237 128V126H235L236 124H232V123H230L229 125H234V127L232 126V127H228L227 125H223L222 123L220 124L219 122H222V121H217L216 123L217 124H215L214 122H210L211 124L210 125H207V122H209V121H207V120H205V124H204V120H202V126L200 125V124H198L196 121H198L199 123L201 122V120H199V119H197V118H195V119H197L196 121L194 120V116L196 115V114H198L199 113V111H197V113H195V115L194 116H192L190 113L188 114V112L187 111H189L190 110V108H189V106H188V110L186 111L187 113H185L186 114V116H185V118H183V120H182V122H184V124L186 125V132H189V137L188 138H186V140L184 141H182V143L180 142V144L178 143V145L177 144H175L174 146L176 147H178L179 148V150L178 151H181L182 149L184 150V151H186V155L189 157L190 156V158L194 155V154H198L199 155V152H197V153H194V151H199V146L197 147V144H195L194 143V141H199L198 139H197V137H199L200 136V134H202L203 132H204V130H206L207 128H208V130L210 131L211 130V132L213 131V136L215 135L216 136V134H217V136H218V138H219V140L221 139V137H222V135H225L227 132H229L230 131V133H233V134H235V132H237L238 133V131H239V133H242L243 134V132H242V130L244 131V132H246V130H248V131H252L253 133L255 132V133H257V135H260L261 136V140H258V142H260L261 141V143H259V144H255L254 146H253V148L255 147V149H257V150H252V152L254 153L255 151L257 152H255L253 155H252V159L253 158H255V159H257V161H261L262 162V160H263V164H264V113H263V115L261 114V112L263 111L264 112V107H263V110L261 111L260 109H259V107H260V105H261V101H263L264 100V90H262L261 88H259V86H256V83L254 82V84L252 83V81H250V82H246V81H243V80H241L240 78H239V76L237 75V72L239 73V71L237 70L238 68L240 69L241 67L243 68L244 66H245V64H247V65H249L250 63L251 64H253V62H255L256 63V61L257 60H261L262 58H264V48H262L261 50H259L258 49V52L257 53H247V55H243L242 56V54L240 55V56H238V57H236L235 59L233 58V60L232 61H228L227 60V63H225V64H223V66H224V69H225V72L223 73V72H221V73H217V72H213V71H206V70H202V68L201 67H199L198 69H201V70H198V71H196V67H198V66H196L195 64H192V66H190V64H191V62H190V64H189V62H188V64H187V61L184 59V61L186 62H184V61H182V57H181V59L179 58V59H177L178 57H171V55L173 54V53H175V51L177 50V52L176 53H178V50L180 49V48H182L183 47V45L182 44H179L180 45V48H178V46H175V43H176V45L179 43V42H182V41H179V40H181L182 39V37H183V35H184V38H185V42L187 43L188 41H189V43L186 45V47H188L189 46V44H190V48L192 47V44L194 45V42L193 41H191L190 39H191V37H190V39L188 38L189 36H193V34L194 33H196V32H198L196 35H202V34H200V32H202V33H204V29H202V28H205L204 27V20H205V16H201L200 14H198L199 13V11H200V8H198V7H201V6H198L199 4H192L194 7L193 8H189V11L187 10V9H185V10H187V16L185 15V17L184 16H179L180 18H182L184 21H183V24H181L182 23V21H180V24L178 23L177 25H180V28H176V29H173L172 30V33L170 34V33H166V35L168 34V36L169 37H173L174 36V38H172V39H175L174 41H175V43H174V47H172L173 49H169V48H167L166 49V47H165V49L164 50H161V48H159L161 51H162V53H163V51H164V56L162 57L163 58V60L162 59H160V55L158 56L157 54L158 53H160V52H158L156 55L159 57H155L154 56V58L153 59H155V58H157L160 62H158L157 63V60L155 59V61H154V63L153 64H150L149 62V56H151V55H153V54H155V53H152L153 51H158V49H156V50H153L151 53H150V51L151 50H149L148 52H147V48L148 47H146V49H145V46H146V44L147 43H149V41L151 40V38L155 35V33L153 34V36L151 37V36H148V34L145 32L146 31V29H147V27L143 24V22L141 23V21L142 20H144V18L147 16V14L148 13H151V10L152 9H154L155 10V7H158V9H159V7L161 6V5H163V4H161V3H166V2H168V4H170V2H171V5H169V6H172V4L174 3V1H175V3L173 4V6L175 5V4H178L179 3V7H180V4H182L183 5V2H185V4H186V2H189L190 0H181V2L179 1V0H152V1H154V3H152L151 2V0H149L150 1V4H152V6L151 5H149V6H151V7H148L147 9L145 8V6L147 5V4H145V5H141V7L138 9L139 10V12H137L136 14L134 13V14H132V12H134V11H132L131 12V16L129 17V15L130 14H128V18L129 19H127L126 18V21L125 20H123L124 22H122V21H118V19H119V17H117V15L120 13V12H118L120 9H118L117 11L115 10V8L117 9L118 7H122V6H119V5H122L123 3H125V4H128V5H130V3H134V2H137L138 3ZM144 0H142V2H143ZM177 1H179V2H177ZM193 1V0H192ZM195 2H196V0H194ZM206 0H204V2H205ZM209 1H212V0H209ZM144 2H146V1H144ZM144 2H143V4H144ZM177 2V3H176ZM200 2V1H199ZM202 2V1H201ZM207 2V1H206ZM216 2H218L217 0H216ZM221 2V1H220ZM243 2V1H242ZM242 2L240 1V4H242ZM256 2H257V4H256ZM256 2H255V4L257 5V13H256V11L255 10H253V12L254 13H252V14H255L256 13V15H254V16H256L257 17V15H259L258 13H259V11H258V7H259V10H261V9H263L264 10V0H256ZM164 3V4H165ZM194 3V2H193ZM197 3V2H196ZM211 3H213V2H211ZM239 3V2H238ZM248 3V2H247ZM142 4V3H141ZM154 4V5H153ZM155 4H157L158 6H156ZM161 4V5H160ZM208 4V3H207ZM220 4V3H219ZM222 4V3H221ZM233 4V3H232ZM251 4H254V2L253 3H251ZM250 4V5H251ZM255 4L253 5V7L252 8H254V6H255ZM124 5V4H123ZM140 5V4H139ZM160 5V6H159ZM195 5H197V6H195ZM209 5H210V3H209ZM215 6L214 7H212V6H210L209 8H214L215 9V7H216V5H217V3L216 4H214ZM243 5H245V2L241 5V6H243ZM247 5V4H246ZM245 5V7H247ZM133 6V5H132ZM144 6V7H143ZM155 6V7H154ZM166 6L168 7V5L166 4ZM177 6V5H176ZM175 6V7H176ZM184 6V5H183ZM218 6V5H217ZM227 6L228 5H226V6H223L224 7V9H226L225 11L226 12H223L224 11V9H222V12L225 14V13H228V10L229 9H227ZM249 6V5H248ZM178 7V6H177ZM188 7H192L191 5L190 6H188ZM204 7V6H203ZM220 5H219V8L218 9H220ZM223 7H221V8H223ZM229 7V6H228ZM231 7V6H230ZM251 7L250 8H248L247 7V9H251ZM256 7V6H255ZM163 8H164V6H163ZM174 8V7H173ZM181 8H183L182 6H181ZM187 8V7H186ZM209 8H208V10H209ZM217 8V7H216ZM233 8V7H232ZM122 9V8H121ZM130 9V8H129ZM161 9H162V6H161ZM171 9H172V7H171ZM175 9V8H174ZM214 9H212L213 11H214ZM246 9V8H245ZM134 10V9H133ZM157 10V9H156ZM176 10V9H175ZM197 10H198V13H197ZM217 10V9H216ZM216 10H215V12H216ZM230 10H232V9H230ZM237 11H240V13L242 12L241 10H238V9H236ZM235 10V11H236ZM244 10V9H243ZM252 10V9H251ZM250 10V11H251ZM130 11V10H129ZM159 11H160V9H159ZM162 11V10H161ZM169 11V10H168ZM201 11H202V9H201ZM204 11H206L205 10V8H204ZM211 11V10H210ZM247 11V10H246ZM249 11V14L251 15V12ZM116 12H118V14L116 15L115 13ZM177 12H179V11H177ZM219 13H220V11H218ZM221 12V14H223ZM229 12H231V11H229ZM233 12V11H232ZM263 11H261V13L260 14H264V12L262 13ZM123 13V12H122ZM121 13V15H120V17L123 15ZM127 12H126V9H125V11H124V14H126ZM154 13V12H153ZM194 13H195V15H194ZM205 13V12H204ZM219 13H218V15H219ZM238 13V12H237ZM240 13H238V14H236V15H240ZM248 13V12H247ZM174 14H176V13H174ZM201 14H203V11L201 12ZM206 14H208L207 13V11H206ZM220 14V15H221ZM229 14V13H228ZM245 14V13H244ZM248 14V15H249ZM135 15V16H134ZM149 15V14H148ZM196 15H200L201 17H203L204 18V20H203V22L202 21H199V20H197V21H199V23H200V26H201V24H202V28H201V30H199V25L197 26V24L196 23H198V22H196V19H198L197 17L198 16H196ZM211 15V14H210ZM210 15H208V16H210ZM124 16V15H123ZM150 16V15H149ZM148 16V17H149ZM199 16V17H200ZM222 16V15H221ZM224 16V15H223ZM227 16V15H226ZM229 16V15H228ZM241 16H242V14H241ZM125 17H126V15H125ZM125 17H123V18H125ZM214 17H215V14H214ZM231 17H232V13H231ZM238 16H234V18L236 19ZM244 17H245V15H244ZM250 17V16H249ZM252 17V16H251ZM261 17V15L258 17V18H260ZM263 17H264V15H263ZM180 18H178V19H180ZM208 18V17H207ZM207 18H206V20H207ZM230 18V17H229ZM233 18V20L232 21H234L235 19ZM253 18V17H252ZM153 19V18H152ZM175 19V18H174ZM200 19V18H199ZM215 19H216V17H215ZM218 19V18H217ZM220 19V18H219ZM231 19V18H230ZM248 19V18H247ZM256 19V18H255ZM262 19V18H261ZM176 20V19H175ZM175 20L173 21V23H176L175 22ZM201 20H202V18H201ZM209 20V19H208ZM213 20V19H212ZM249 20V19H248ZM247 20V21H248ZM253 20H254V18H253ZM169 21V20H168ZM178 21V20H177ZM215 21V20H214ZM228 21H230V20H228ZM227 21V22H228ZM238 21V20H237ZM237 21H235L236 23H237ZM240 21V20H239ZM238 21V22H239ZM242 21V20H241ZM246 21V22H247ZM255 21V20H254ZM254 21L253 22H251L253 25L255 24L256 25V23H257V21H260V22H258V23H261V22H263L264 20H258L257 19V21H255L256 23H254ZM170 22H172V21H170ZM202 22V23H201ZM208 22V21H207ZM234 22V23H235ZM243 22H245V20L243 21ZM242 22V23H243ZM145 23V22H144ZM147 23V22H146ZM167 23V22H166ZM198 23V24H199ZM204 23V24H203ZM222 23V22H221ZM241 23V24H242ZM209 24V23H208ZM226 24H228V23H226ZM226 24H225V26H226ZM233 24V23H232ZM241 24L240 23H238V24H236L237 26H238V28H237V31L239 30L240 31V28H242V26H241ZM262 25H263V23H261ZM260 24V25H261ZM141 25H144L145 27H146V29L144 30L143 28H142V26ZM215 25V24H214ZM220 25V24H219ZM224 25V24H223ZM243 25V24H242ZM246 25V24H245ZM259 25V24H258ZM141 26V27H140ZM166 26H169V25H166ZM176 26V25H175ZM208 26H210V25H208ZM207 26V27H208ZM224 26V27H225ZM230 26H232V25H229V27ZM236 26V27H237ZM165 27V26H164ZM170 27V26H169ZM172 27V26H171ZM177 27V26H176ZM207 27H206V29H207ZM211 27V26H210ZM213 27V26H212ZM216 27V26H215ZM223 26L221 27V28H223L224 30H221L220 29V27H217V29L219 28V30H217V31H219V36L220 35H222V32H223V34H224V36H225V34H226V32H227V34L226 35H228L229 37H230V35H232V36H234V35H236L237 37L238 36H240L241 37V35L242 36H244L243 35V29H241L242 31H236V34H232V33H234L235 31L234 30H236V27L234 28V26H233V30L230 32L229 30H231V28L228 30L227 29V27H226V30L227 31H225V28H224ZM240 27V28H239ZM246 27H247V25H246ZM245 27V28H246ZM251 27H253V28H257L256 30L258 31V27L259 26H257V27H255V26H252L251 25ZM260 29H259V31L260 30H262L261 29V27H259ZM163 29V28H162ZM208 29H209V27H208ZM211 29V28H210ZM247 29H248V31H249V27H247ZM251 29V28H250ZM255 29H254V32L257 34V31H255ZM212 33L214 32V29L212 28ZM251 30H253V29H251ZM158 31H161V30H158ZM200 31V32H199ZM211 31V30H210ZM263 31V30H262ZM152 32V31H151ZM156 32V31H155ZM206 32V35H207V32L208 33H210L209 31H205ZM220 32H221V34H220ZM230 32V33H229ZM241 32H242V34H241ZM254 32H252L253 34H254ZM157 33V32H156ZM212 33H210V34H212ZM216 33V34H217ZM230 35H229V34ZM237 33H238V35H237ZM248 33V32H247ZM259 33V32H258ZM174 34V35H173ZM210 34H209V36H210ZM217 34V35H218ZM240 34V35H239ZM246 34V33H245ZM158 35V34H157ZM159 35H161V34H159ZM206 35L204 36V37H206ZM168 36H166V37H168ZM182 36V37H181ZM187 37V39H189V40H187L186 39V37ZM203 36V35H202ZM216 36V35H215ZM258 36V35H257ZM158 37V36H157ZM165 37V36H164ZM168 37V38H169ZM194 37H195V34H194ZM194 37H192V39L194 40ZM213 37H214V34H213ZM222 37H223V35H222ZM222 37H221V39H222ZM239 37V38H240ZM259 37V36H258ZM170 38V39H171ZM211 38V37H210ZM209 38V39H210ZM218 38V37H217ZM226 38V37H225ZM230 38H232V37H230ZM230 38H228V39H230ZM246 38V37H245ZM248 38H251V36L249 37L248 36ZM248 38H246V39H248ZM254 38H256L255 36H254ZM160 39V38H159ZM162 39V38H161ZM216 39V38H215ZM258 38H256L255 40H257ZM259 39L261 40V38L259 37ZM169 40V39H168ZM183 40V39H182ZM211 40H213V38L211 39ZM230 40H232V39H230ZM233 40H234V37H233ZM239 40V39H238ZM238 40H235V41H238ZM242 40H243V38H242ZM242 40H240V41H242ZM262 40H263V38H262ZM199 41V40H198ZM252 41V40H251ZM254 41V40H253ZM252 41V42H253ZM153 42V44H154V42L155 41H152ZM161 42H163V41H161ZM165 42H167V41H165ZM178 42V43H177ZM184 42V41H183ZM182 42V43H183ZM196 42V41H195ZM207 42V41H206ZM208 42H211V41H209L208 40ZM213 42H215V41H213ZM245 42V41H244ZM168 43V42H167ZM167 43H166V45H167ZM170 43V42H169ZM192 43V44H191ZM242 42H240V44H241ZM247 43V42H246ZM245 43V44H246ZM249 43V42H248ZM248 43H247V45H248ZM254 43H256L255 41H254ZM260 43V42H259ZM157 44V43H156ZM155 44V45H156ZM160 44V43H159ZM159 44H157L158 46H159ZM171 44H172V42H171ZM196 44V43H195ZM201 44V43H200ZM207 44V43H206ZM210 44V43H209ZM212 44V43H211ZM137 47H136V46ZM157 45H156V48H157ZM169 46H170V44H168ZM181 45H182V47H181ZM197 45V44H196ZM202 45V44H201ZM238 45H239V43H238ZM250 45V44H249ZM248 45V46H249ZM136 48H135V47ZM162 46H164L163 45V43H162ZM184 46H185V43H184ZM248 46H246V49L248 48ZM252 46H253V49L252 50H254V45H253V43H252ZM264 46V45H263ZM160 47V46H159ZM168 47V46H167ZM186 47H185V52L187 51V49H189V47L186 49ZM194 47V46H193ZM197 47V46H196ZM240 47V46H239ZM242 47V46H241ZM240 47V48H241ZM260 47V46H259ZM27 48V49H26ZM151 48H154V46H152ZM171 48V47H170ZM149 49V48H148ZM191 49H193V48H191ZM196 49H198V48H196ZM202 49H203V47H202ZM194 51H195V49H193ZM193 50H190V51H187L186 53L187 54H190V55H188L189 57H191V52L193 51ZM199 50V49H198ZM238 50V49H237ZM182 51V50H181ZM193 51V52H194ZM203 51V50H202ZM244 51V50H243ZM184 52V51H183ZM190 52V53H189ZM239 52H242V51H240L239 50ZM256 52V51H255ZM28 53H30V54H28ZM148 53H149V56H148ZM162 53H160V54H162ZM179 53H180V50H179ZM185 53V54H186ZM182 54V53H181ZM235 54H236V51H235ZM145 55H147L146 57H148L147 58V60H145L146 58L144 57V60H143V58H142V56H145ZM171 57L172 59V64H171V67L170 68H168L167 66L169 65L168 63H166V62H168V58L167 57ZM182 56H183V54H182ZM234 56V55H233ZM153 57V56H152ZM152 57H150L151 58V62H152ZM184 57H186V56H184ZM193 57H195V56H193ZM17 58V57H16ZM21 58V57H20ZM60 59V60H62V61H64V59ZM192 58V57H191ZM78 59V60H77ZM124 60V61H121V63L119 62L120 60ZM165 59H167V61L165 60ZM186 59L188 60V57H186ZM230 59V58H229ZM8 60V61H7ZM13 60H15V59H13ZM58 60V59H57ZM119 60V61H118ZM174 60V61H173ZM190 60V59H189ZM231 60V59H230ZM36 63H35V62ZM62 61H57L56 62V65H57V67H56V70H57V68L58 67H64V64L62 63ZM66 61V60H65ZM64 61V62H65ZM74 61H73V64H74ZM149 61V62H148ZM197 61V60H196ZM13 62V61H12ZM117 63V65H115L116 63ZM125 62V63H124ZM156 62V63H155ZM226 62V61H225ZM33 63H35V64H33ZM51 63V64H50ZM72 63V62H71ZM193 63V62H192ZM194 63H195V61H194ZM254 63V64H255ZM5 64V63H4ZM7 64V63H6ZM10 65H11V63H9ZM54 64V63H53ZM98 64V65H97ZM221 64V65H222ZM10 65H8L9 66V68H10ZM55 65V64H54ZM72 65V64H71ZM109 65V66H108ZM119 65V66H118ZM195 65V66H194ZM200 65V64H199ZM257 65V64H256ZM83 66H84V64H83ZM103 66V65H102ZM170 66V65H169ZM207 66V65H206ZM95 67H94V69H95ZM204 67V66H203ZM256 68V66H254L253 65V68ZM109 68H105V70H109ZM121 68V69H120ZM196 68V69H195ZM221 68H223L222 66H221ZM252 68V67H251ZM47 69H50V68H47ZM52 69V68H51ZM54 69V68H53ZM103 69V68H102ZM7 70H9L8 68H7ZM118 70H120V72L118 71ZM123 70V71H122ZM125 70V71H126ZM192 70H194V71H196V72H194V71H192ZM46 71V70H45ZM96 71H98V70H96ZM113 71V70H112ZM122 71V72H121ZM132 71V72H131ZM9 72V71H8ZM17 72V71H16ZM44 72V71H43ZM51 72V71H50ZM54 72V71H53ZM52 72V73H53ZM56 72V71H55ZM102 72V71H101ZM100 72V73H101ZM104 72V74H105V71H103ZM103 72L101 73L102 75H104L103 74ZM109 72V71H108ZM107 72V73H108ZM138 73V74H141V73ZM192 72H194V73H192ZM57 73H58V71H57ZM96 73V72H95ZM119 73H123V74H121V75H123V76H120V74ZM137 73V72H136ZM45 74V73H44ZM97 74L98 73H96V76H97ZM129 74V75H130ZM132 74H134V73H132ZM145 74V75H144ZM239 74H241V73H239ZM71 75V74H70ZM113 75V76H112ZM128 75V76H129ZM142 75V74H141ZM164 75V76H163ZM170 75V76H169ZM11 76V75H10ZM41 76H43V75H41ZM40 76V77H41ZM92 76V75H91ZM116 76H120L121 78H123L122 80H121V78H116ZM138 76V75H137ZM192 76V77H191ZM242 76V75H241ZM21 77H22V75H21ZM134 77H135V75H134ZM141 77V76H140ZM139 77V78H140ZM164 77H166V78H164ZM42 78V77H41ZM193 78V79H194ZM79 79H80V77H79ZM129 79V78H128ZM133 79V78H132ZM135 79H137V78H135ZM192 79V80H193ZM195 79V80H196ZM245 79V78H244ZM91 80V79H90ZM99 80V82L97 83L96 81H98ZM142 80V79H141ZM140 80V81H141ZM145 80V79H144ZM181 80V81H182ZM193 81V82H196V81ZM74 81V80H73ZM94 81H93V83H94ZM135 81V80H134ZM255 81V80H254ZM32 82H33V84H32ZM76 82V81H75ZM143 82V81H142ZM145 82V81H144ZM148 82H145V85H147V83ZM88 83V82H87ZM92 83V82H91ZM93 83H92V86H93ZM97 83V84H96ZM139 83V82H138ZM170 83V82H169ZM196 83V84H197ZM15 84V83H14ZM13 84V85H14ZM30 84H32L31 85V87H30ZM80 84V85H79ZM129 84V83H128ZM133 84H134V82H133ZM135 84H137V83H135ZM142 84V83H141ZM153 84V83H152ZM17 85V84H16ZM123 85H125V86H123ZM168 85V84H167ZM202 85H204V84H202ZM20 86V85H19ZM133 86V85H132ZM142 86H144V85H142ZM201 86V85H200ZM204 86H206V85H204ZM227 86V87H228ZM9 87V86H8ZM75 87V86H74ZM209 87V86H208ZM7 88V87H6ZM20 89H17V90H22V88H21V86L19 87ZM128 88V86L125 88V90ZM142 88H144V87H142ZM141 88V89H142ZM201 88H203V87H201ZM5 89V88H4ZM10 89V88H9ZM75 88H74V90H76ZM79 89H77L78 91L77 92H79ZM139 89V88H138ZM6 90V89H5ZM11 90V89H10ZM141 91V90H140ZM6 93H7V91H5ZM5 92H3V94L5 93ZM57 92V93H58ZM235 92V93H234ZM12 93H15V92H12ZM116 93V94H115ZM125 93V92H124ZM123 93V94H124ZM138 93H140V92H138ZM137 93V94H138ZM0 94H2V92L0 93ZM17 94V93H16ZM120 94V95H119ZM172 94H173V92H172ZM171 94V92H169V94H166V96H165V98L163 99H161V100H159V102H157V103H154V106H155V104L157 105V108H156V106L154 107L153 106V108H155V112H154V110H151V109H153L152 108V104L149 106L148 104L147 105H145V103L142 105V107H141V109H140V106L139 107H134L133 109H132V106H130V105H127V103H125V104H120V105H118L117 103V105H118V107H117V105L116 104H114L115 102H116V100H115V102L112 104H109V105H111L110 106V108H108V107H106L107 108V110H108V112H110V110L109 109H111V107H112V109H111V111H112V113L110 112V116H108V117H106L107 116V111H104L105 112V114H104V116H103V118H109V117H111L112 115V117H114L115 119H113L112 117V119L111 118H109L108 119V121H111L112 120V123L113 124H111L110 122L108 123V121H107V123L106 124H109V125H111V126H115V124H116V126H117V123H115V122H113V121H124V122H126V121H136V119H134V118H136V116H137V114H139V113H142L143 114V112L144 111H146V112H149V111H151L152 112V114H154V113H156L157 111H158V113H157V119L159 120V118H162V113L163 112H166L167 111V109H169L170 107L169 106H171L172 105V103H173V99H174V97L173 96H175V95H172ZM9 95V94H8ZM8 95L6 96V97H4V100H7L9 97H8ZM15 95V94H14ZM48 95V96H47ZM114 95H117L116 97L114 96ZM119 95V96H118ZM125 95V94H124ZM195 95V94H194ZM203 95H204V93H203ZM11 97L10 98H12L13 97V95H10ZM45 96L47 97V98H45ZM123 96V95H122ZM182 96V95H181ZM190 96V95H189ZM188 96V97H189ZM43 97L45 98L44 100H42L43 99ZM115 97V98H114ZM136 97V96H135ZM134 97V98H135ZM179 97V96H178ZM208 97V96H207ZM206 97V98H207ZM261 97V98H260ZM0 98H1V95H0ZM10 98H9V100H10ZM122 98H124V97H122ZM121 98V99H122ZM137 98H139V97H137ZM216 98V97H215ZM230 98H232V99H230ZM176 99V98H175ZM183 99H184V97H183ZM190 99H192V98H190ZM196 99H198V97H196ZM42 100V102H40ZM135 100V99H134ZM137 100V99H136ZM136 100L134 101V102H136ZM180 100V99H179ZM121 101V100H120ZM125 101V100H124ZM182 101V100H181ZM185 101V100H184ZM213 101V100H212ZM3 102H6V101H3ZM109 102V103H108ZM126 102V101H125ZM183 102V101H182ZM188 102H189V100H188ZM195 102V101H194ZM7 103V102H6ZM20 103H18V104H20ZM41 103V104H40ZM91 103H93V104H91ZM132 103V102H131ZM171 103V104H170ZM187 103V102H186ZM196 103V102H195ZM259 103V104H258ZM34 104V105H33ZM61 104V103H60ZM89 104H91V105H89ZM107 104V105H106ZM194 104V103H193ZM193 104H191V106L193 105ZM31 105V106H30ZM87 105V106H86ZM94 105V106H95ZM113 105H115V106H113ZM158 105H159V108H158ZM180 105V104H179ZM183 105H184V103H183ZM196 105L195 106H193V108L194 109H196ZM258 105H259V107H258ZM25 106H23V107H25ZM49 106V105H48ZM61 106V105H60ZM94 106H92V107H94ZM100 106H96V108L98 109V110H100L99 109V107ZM187 105H185V107H186ZM226 106V105H225ZM230 106V105H229ZM27 107V106H26ZM25 107V108H26ZM51 107H53V106H51ZM115 107H117V109L115 110ZM151 107V109H149ZM167 107H169V108H167ZM172 107V106H171ZM181 108H182V105L180 106ZM222 107V106H221ZM221 107H219V108H221ZM224 107V106H223ZM258 107V108H257ZM61 108V109H60ZM55 107L54 109H49V108H45L44 109V112L43 113H41L43 116H45V118H46V116H48L49 117V119H48V117H47V119L48 120H50V116H54V115H59V117L60 118H62V120L63 121H65L63 118H65L66 117V115L67 114H69L71 111H77V110H79V109H72L71 110V108L70 107H64L63 106V108L62 107ZM181 108H179V109H181ZM187 108V107H186ZM201 107H199V109H202ZM209 108H210V106H209ZM212 108V107H211ZM210 108V109H211ZM261 108V107H260ZM57 109H59V110H57ZM85 109V110H86ZM96 109V110H97ZM139 109H140V111H139ZM158 109H160V113H159V110ZM183 109H184V107H183ZM194 109H192V110H194ZM207 109V108H206ZM258 109V110H257ZM19 110V109H18ZM81 110V109H80ZM103 110V109H102ZM115 110V113L113 112ZM170 110V109H169ZM207 110H209V109H207ZM215 110H217V108L215 109ZM222 110H223V108H222ZM234 109H232V111H233ZM184 111V110H183ZM204 111V110H203ZM206 111V110H205ZM213 111H214V108H213ZM220 111H221V109H220ZM259 111H261L260 113H259ZM15 112H17L16 111V109H15ZM146 112H144V114H146ZM150 112V113H151ZM154 112V113H153ZM182 112V111H181ZM191 113H193V112H195V111H190ZM202 112V111H201ZM217 112H219V111H217ZM228 112V111H227ZM239 112H237L240 116H241V114L239 113ZM256 112H257V114H256ZM114 113V114H113ZM204 113V112H203ZM258 113H259V115H258ZM19 114V115H18ZM22 114V113H21ZM40 114V113H39ZM112 114V115H111ZM143 114V116L145 117V116H148V114L149 113H147V115H144ZM152 114H149V116H152ZM164 115H165V113H163ZM218 114V113H217ZM220 114V113H219ZM229 114V113H228ZM247 114H246V116H247ZM261 114V115H260ZM114 115H116V116H114ZM200 115V114H199ZM237 115V114H236ZM20 113L19 112H17V113H15L14 115L12 114V117L11 118H8L6 121H20ZM41 116V115H40ZM68 116H70V117H72L73 115H68ZM85 116V115H84ZM153 116H155V115H153ZM152 116V117H153ZM247 116V117H248ZM256 116H257V121H256ZM262 116V117H261ZM58 117V118H59ZM81 117H82V115H81ZM144 117H142V118H144ZM167 117V116H166ZM196 117V116H195ZM197 117H198V115H197ZM204 117H207V116H205L204 115ZM248 117V118H249ZM35 119H36V117H34ZM44 118V117H43ZM57 118V119H58ZM59 118V119H60ZM69 118V117H68ZM137 118H139V116L137 117ZM154 118V117H153ZM199 118V117H198ZM200 118H201V116H200ZM216 118V117H215ZM219 118H220V116H219ZM246 118V117H245ZM252 118H250L251 120H252ZM4 119H6V118H4ZM4 119L3 120H1V121H4ZM65 119H67V118H65ZM98 119H100L99 117H98ZM133 119V120H132ZM146 119V118H145ZM152 119V118H151ZM155 119V118H154ZM202 119H203V116H202ZM214 119V118H213ZM212 119V120H213ZM229 119V118H228ZM236 119V118H235ZM241 118H239L238 120H240ZM44 120H46V119H44ZM158 120H155V121H158ZM211 120V121H212ZM59 121H61V120H59ZM82 121V120H81ZM92 121H93V119H92ZM137 121H138V119H137ZM145 121H147V120H145ZM152 121V120H151ZM160 121V120H159ZM164 121H165V119H164ZM167 121V120H166ZM192 121H194V122H196L198 125H196V123H194V122H192ZM216 121V120H215ZM223 121H225V120H223ZM234 121V120H233ZM232 121V122H233ZM241 121V120H240ZM94 122V121H93ZM101 122V123H100ZM99 123H100V125H99V123H98V125H96V131L95 132H97V126H98V130L99 129H101V130H99L100 132H103V134H102V136H98L99 137V140H100V138L102 137V139L101 140H103L102 142L104 143V141L106 140V141H108L109 139V137H111V131L113 130V129H111L112 127L111 126H109V125H107L106 126V124L105 123H102V121H100ZM118 122V123H119ZM226 122V121H225ZM227 122H228V120H227ZM231 122V121H230ZM153 123V122H152ZM240 124L242 123H244V121L242 122H239ZM239 123H237V124H239ZM249 123V124H248ZM93 124V123H92ZM96 124V123H95ZM103 124V125H102ZM157 124H159V123H157ZM209 124V123H208ZM228 124V123H227ZM241 124V125H242ZM251 124V125H250ZM119 125H120V123H119ZM151 125V124H150ZM153 125H154V123H153ZM184 125V126H185ZM200 125V126H199ZM244 125V124H243ZM100 126H102V127H100ZM116 126H115V128H116ZM1 127V126H0ZM92 127V126H91ZM120 127V126H119ZM203 127H205V128H203ZM253 128L252 130H251V128ZM114 128V127H113ZM118 128V127H117ZM246 128V129H245ZM185 129V128H184ZM204 129V130H203ZM239 129H241V130H239ZM75 130V129H74ZM91 130V129H90ZM115 130V129H114ZM148 130H149V128H148ZM157 130V129H156ZM235 132H234V131ZM238 130V131H237ZM98 131V132H99ZM150 131H152V132H154L153 130H150ZM148 132V134L149 133H151V132ZM233 131V132H232ZM241 131V132H240ZM99 132V133H100ZM111 132V133H110ZM156 132V131H155ZM154 132V133H155ZM185 132V133H186ZM215 132V133H214ZM252 132H250L251 134H252ZM73 133V132H72ZM145 133H147V131H145ZM219 133V134H218ZM221 133H222V135H221ZM223 133H225V134H223ZM236 133V135H238ZM249 133V132H248ZM254 133V136L256 135ZM204 134H206V132H204L202 135H204ZM209 134V133H208ZM242 134L240 135V136H242ZM245 134V133H244ZM73 135V134H72ZM101 135V134H100ZM113 135V134H112ZM152 135V134H151ZM156 135V134H155ZM199 135V136H198ZM210 135H211V133H210ZM129 136V135H128ZM149 136V135H148ZM213 136H212V138H213ZM216 136V137H217ZM220 136V137H219ZM247 136H250V134L248 135L247 134ZM113 137V136H112ZM111 137V138H112ZM130 137V136H129ZM152 137V136H151ZM251 137V136H250ZM110 138V139H111ZM254 138V137H253ZM27 139V138H26ZM25 139V137H23V138H21V139H18V140H14L13 142H8V143H5V142H3V143H1L0 144V159H2L3 157H10V156H8V155H13V154H15L16 155V152L18 151L19 152V150L20 151H24L27 147L29 148V143H27V141H25L26 140ZM197 139V140H196ZM202 139H203V137H202ZM215 139V141H217V138H214ZM98 140V141H99ZM112 140V139H111ZM124 140V139H123ZM254 140H256V138L254 139ZM132 141V140H131ZM214 141V140H213ZM224 141V140H223ZM241 141V140H240ZM100 142V141H99ZM102 142H100V145H102L101 143ZM125 142H126V140H125ZM212 142V141H211ZM218 143H219V141H217ZM217 142H214V147H213V145L212 146H210V148L211 147H213L214 149H212L211 148V151L213 152L212 154H216L217 153V157H215V158H218V154H222L223 155V153L224 154H226V155H223V160H225V158H226V156L228 155L229 156V154H232L231 152V149H230V145L232 144V143H230V145H229V143L226 145H223L222 143H224V142H221V143H217ZM256 142V141H255ZM106 143V142H105ZM120 143H122V142H120ZM148 143H150V142H148ZM216 143V144H215ZM241 144H244V141H243V143L242 142H240ZM109 144V143H108ZM107 144V145H108ZM125 144H127V143H125ZM129 144V143H128ZM238 144V143H237ZM254 144V143H253ZM98 145V144H97ZM154 145V144H153ZM244 145H246V144H244ZM248 145V144H247ZM262 145V146H261ZM105 146V145H104ZM111 146V145H110ZM109 145H108V147H110ZM117 146V145H116ZM147 146H148V144H147ZM150 146H152L151 144H150ZM173 146V145H172ZM171 146V147H172ZM173 146V147H174ZM180 146V147H179ZM236 146V145H235ZM242 146V145H241ZM250 146H252L251 144L249 145V147ZM32 147V146H31ZM118 147V146H117ZM142 147V146H141ZM143 147H146V146H144L143 145ZM176 147V148H177ZM198 149H196V148ZM232 147V146H231ZM240 147V146H239ZM239 147H235V148H239ZM248 147V151H246L247 149L245 148V149H241V147H240V149H241V152L242 153H244L243 152V150H245V153H249V154H247V156L249 157V155L251 156V154H252V152H251V150H250V148ZM27 148V149H28ZM103 148V147H102ZM107 148V147H106ZM121 148V147H120ZM148 148V150H146L147 152L150 150V148L151 147H147ZM156 148V147H155ZM162 147H160V149H161ZM164 148L165 149H167L168 147H165L164 146ZM182 148V149H181ZM195 148V149H194ZM234 147H233V149H235ZM243 148V147H242ZM24 149V150H23ZM117 149V148H116ZM123 149V148H122ZM126 149V148H125ZM144 149H146V148H144ZM143 149V150H144ZM153 149V148H152ZM174 149V148H173ZM181 149V150H180ZM186 149V150H185ZM193 151V154L191 153L192 151ZM240 149H238V150H240ZM252 149V148H251ZM109 150V152L111 151L110 150V148L108 149ZM118 150H120L119 148H118ZM163 151H161V152H164V154L166 155V154H168V153H171L172 152V149H171V152H168L169 150H170V147H169V150L167 151V153H165L166 152V150H164V149H162ZM209 150V149H208ZM216 150V151H215ZM217 150H218V152H217ZM231 152H230V151ZM237 150V149H236ZM122 151V153H123V150H121ZM142 151V150H141ZM145 151V150H144ZM151 151V153H152V150H150ZM174 151H176V149L174 150ZM188 151H190L189 153H191V154H187V152ZM215 151V152H214ZM234 151L235 150H233V153H234ZM250 151V152H249ZM17 152V155L20 153H18ZM25 152V151H24ZM107 152V151H106ZM113 152H115V151H113ZM113 152H111V153H113ZM125 152V151H124ZM154 152V151H153ZM209 153H210V151H208ZM240 152V151H239ZM110 153V154H111ZM116 153H118V152H116ZM121 153V152H120ZM119 153V154H120ZM141 153V152H140ZM150 152L149 153H147L146 154V152H145V155H147L148 157H146V161L144 162V163H142L141 165H136V166H134V169L136 168V169H138V167L140 168V167H142V168H144L145 170L146 169H149L150 167H155L156 166V162H158V161H156L155 162V160L156 159H162V157H164V156H159V157H157V153H155L154 155H152ZM174 153L175 152H173V155H174ZM180 153V152H179ZM203 153H204V151H203ZM106 154H108V153H106ZM152 156H151V155ZM161 154H163V153H161ZM163 154V155H164ZM183 154V153H182ZM184 154V155H185ZM214 154V155H215ZM235 154V153H234ZM109 155V154H108ZM143 155H144V153H143ZM171 155V154H170ZM183 155V156H184ZM197 155V156H198ZM202 155V154H201ZM246 155V154H245ZM257 155V157H255V156ZM14 156V155H13ZM12 156V157H13ZM153 156H155L156 158H154ZM176 156V155H175ZM174 156V157H175ZM197 156H196V158H197ZM224 156H225V158H224ZM227 156V157H228ZM231 156V155H230ZM233 156V155H232ZM254 156V157H253ZM187 157V158H188ZM199 157H201V156H199ZM221 157H219V158H221ZM7 158H4V159H7ZM13 158H15V157H13ZM16 158H17V156H16ZM171 158V157H170ZM176 158H178V157H176ZM180 158V157H179ZM181 158H182V156H181ZM190 158H188L189 160H190ZM193 159L195 158V156H193L192 157ZM191 158V159H192ZM207 158V157H206ZM229 158V157H228ZM245 158L246 157H244V161H245ZM250 157L248 158L249 160H252ZM164 159V158H163ZM162 159V160H163ZM173 159V158H172ZM184 159H186L185 157H184ZM192 159V161L191 162H188L189 163V165H187V164H185V166L187 167V168H190V167H192V169L190 170L191 172H192V174H191V176L193 175V170L195 169V168H193V167H197V165H196V163H203L204 162V160H203V162L200 160V161H197V160H193ZM198 159V158H197ZM202 159V158H201ZM214 159V158H213ZM11 160V159H10ZM161 160V161H162ZM188 160V161H189ZM14 161H15V159H14ZM17 161V160H16ZM253 161V160H252ZM248 162V161H247ZM254 162H256V160H254ZM13 163V162H12ZM213 163V162H212ZM243 163H245V162H243ZM196 166H195V165ZM204 164V163H203ZM207 164V163H206ZM222 164H224V163H222ZM239 164H241L240 162H239ZM263 164H261V163H258L257 164V166H258V168L259 167H261V169L262 168H264V166H263ZM193 165V166H192ZM244 164H242V166H243ZM138 166V167H137ZM184 166V167H185ZM190 166V167H189ZM210 166V165H209ZM242 166H241V168L240 169H242ZM263 166V167H262ZM131 167V166H130ZM200 167V166H199ZM208 167V166H207ZM211 167H212V164H211ZM226 167H228L227 165H226ZM238 167H240V166H238ZM237 167V168H238ZM247 167V166H246ZM256 167V166H255ZM142 168H141V170H142ZM198 168V167H197ZM196 168V169H197ZM202 168V167H201ZM204 168H205V166H204ZM210 168V167H209ZM251 168V167H250ZM257 168V169H258ZM145 170H143V171H145ZM220 170V169H219ZM251 170H252V168H251ZM254 170V169H253ZM189 171V172H190ZM223 171V170H222ZM93 172V171H92ZM190 172V173H191ZM235 172V171H234ZM233 172V173H234ZM241 172V171H240ZM239 172V173H240ZM243 172V174H247V173H245V171H242ZM242 172H241V176H242ZM248 172V171H247ZM95 173V172H94ZM94 173H92V174H89V175H92V177H95L96 176V173H95V176L93 175ZM145 173V172H144ZM147 173V172H146ZM219 173H221V171L219 172ZM232 172H231V174L232 175H234V177L233 176H231V174H230V171H229V175L228 174H226V173H224L223 172V175H224V177H223V175H219V176H221V178L223 177L224 179H225V177H227V176H229V178H227V179H229L230 180V178H235V180L237 181L238 180V182L240 181V180H246V178H247V180H250V179H252L253 177H251V176H248V174H247V177H245V178H243L244 177V175H243V177H241L240 176V174L238 173V171H237V173L239 174V175H235V173L233 174ZM236 173V174H237ZM249 173H251V171L249 172ZM256 173V172H255ZM149 174V173H148ZM69 175V174H68ZM88 175V174H87ZM86 175V176H87ZM142 175H144L143 173H142ZM2 176V175H1ZM44 175H39V174H37V173H33V174H28V175H23V176H19V177H17V176H8V178L6 177L5 178V176H3L4 178L3 179H0V205H4V206H8V203L10 202V201H12L13 199H18L20 196L18 195V193L19 192H21V190L23 191V188H27L28 187V185L29 184H34V183H37V181L38 180H40L39 178H41V180H42V177H43ZM63 176H65L66 177V175L64 174ZM70 176V175H69ZM69 176H67V178L69 177ZM97 176H98V174H97ZM105 176V175H104ZM102 176L103 177V181H107V180H113L114 179V177L111 179V178H106L107 176ZM236 176V177H235ZM240 176V177H239ZM65 177H62V178H64V179H66ZM70 177H72V176H70ZM91 177V176H90ZM100 178H101V175L99 176ZM145 177H147L146 175H145ZM144 177V179H145V181H146V179H148L149 177H147V178H145ZM194 177V176H193ZM61 178V177H60ZM243 178V179H242ZM49 179V178H48ZM57 179V178H56ZM87 179H88V177H87ZM105 179V180H104ZM116 179V178H115ZM67 180V179H66ZM70 179H68V181H69ZM121 180H123V179H121ZM121 180H120V183H121ZM229 180H227V181H229ZM232 180V179H231ZM230 180V181H231ZM234 180V181H235ZM71 181V180H70ZM69 181V182H70ZM118 181H119V179H118ZM149 181V180H148ZM147 181V182H148ZM233 181V180H232ZM228 182L229 184L230 183H233V182ZM235 181V182H236ZM241 181V182H242ZM105 183H107V182H105ZM119 183V182H118ZM119 183V184H120ZM150 183V182H149ZM148 183V184H149ZM237 183V182H236ZM109 184V183H108ZM116 184H117V182H116ZM122 184V183H121ZM148 184H146L145 185V187L147 188V185ZM113 185V184H112ZM233 185V184H232ZM235 185V184H234ZM109 186H110V184H109ZM21 187H23L20 191H15L16 189L17 190H19ZM113 187V186H112ZM263 187V189L261 190V191H259L258 193H257V197L256 198H252V197H249V196H243L242 197V199H240V201H242L241 202V209L244 211V210H247L248 212H250V215H249V217H251L250 219H252L253 221H254V218H257L258 220H256V221H260L261 222V220L263 221L264 220V185L262 186ZM19 188V189H18ZM145 188V189H146ZM105 191V190H104ZM103 191V192H104ZM107 192V191H106ZM213 193V192H212ZM216 193H219L218 191L216 192ZM223 195H226V194H224L223 193V190H222V192H221ZM221 194V195H222ZM101 195H103V194H101ZM219 196V195H218ZM224 197V196H223ZM225 198H230V197H225ZM145 203H141L142 205H141V209H139L138 211H139V216H137V217H125V216H127L126 214H124V213H122V211H120V210H118V209H115V208H111L110 210H112V211H109L107 208L108 207H104L105 208V210H104V208L103 207H101V208H103V209H100L101 211L99 212V213H95L94 214V216H95V218H97L98 220H99V222L102 224V226L104 227H107V228H109L110 229V232H106V231H103L102 229H100V228H98L95 224H92L91 222H89L90 223V225H91V227H92V229L93 230H95V231H97L98 232V234H99V241L97 240V242L99 243H97V245L96 246H98V245H102V246H98L99 247V249L100 250H102V251H100V252H102L103 253V249H104V247L106 246L107 248H108V245L110 246V248H111V246H112V249L110 250V248H109V250H110V252L111 253H114L115 251L117 252V254H118V252L120 253V252H134V251H139L140 253L142 252H144V251H147L146 249H147V247H150L151 245L153 246L154 245V243L156 244V241H160L161 239H163L162 238V236L163 237H165V236H167V234H169V232H167V229H168V227L170 228V227H172L173 228V226L174 227H176V226H179L178 228H180V227H182L183 229L184 228H186L187 229V227L188 226H186L185 225V223H184V216L182 215V214H180V213H176V211H174V212H172V213H174V214H166L165 216L162 214V213H160L159 211H158V209L156 210V208H154V209H152V205H149V204H147L146 203V201H144ZM238 202V201H237ZM139 203V202H138ZM40 204H42V203H39V204H37L36 206L37 207H40V206H42V205H40ZM140 204V203H139ZM145 204H147V206H150V207H147V206H145ZM235 205V204H234ZM233 205V206H234ZM236 205H238V204H236ZM238 206H240V205H238ZM237 206V207H238ZM36 207V208H37ZM110 207V206H109ZM236 207V208H237ZM33 208V207H32ZM29 209L27 212H26V214H24L23 216H19L17 219L18 220H22L23 218H25L26 216H28V215H30V213H33V211L34 210H36V208L34 207L33 209ZM139 208V207H138ZM236 208H235V211H236ZM107 209V210H106ZM231 209V208H230ZM176 210H178V209H176ZM240 209H238V211H239ZM242 210H240V211H242ZM55 211L56 212H60L58 209H55ZM103 211V212H102ZM243 211L242 212H238L237 213V211H236V213L237 214H239V213H243ZM246 211V212H247ZM178 212H180V211H178ZM228 212H230V211H228ZM232 213H234V211H231ZM231 212L229 213V214H231ZM61 213V212H60ZM167 213V212H166ZM251 213H252V215L253 216H251ZM62 214V213H61ZM177 214H180V215H178L177 216ZM69 215V214H68ZM234 216H236V215H234ZM186 217V216H185ZM143 218H144V220H143ZM159 218H161L160 220H159ZM16 219V218H15ZM146 219V220H145ZM151 219V220H150ZM155 219V220H154ZM187 219V218H186ZM14 220V219H13ZM258 223V222H257ZM116 224V225H115ZM117 224H119L118 226H117ZM188 224V223H187ZM196 224H198V223H196ZM200 225H198L199 227H200V229H206V230H212V231H214V233H218V235L219 234H223V235H225L226 237H228L229 239H231V240H233L234 242H235V248L238 250L239 248H237V247H241L240 249H242V250H240L239 249V251L241 252L240 254H242V253H244V252H247L248 250L247 249H244L243 248V245H241V243L237 240V239H241L240 237H237V239L235 240V235H232V234H234V233H236L237 234V232H240V226H239V224H240V222H239V224L237 225V223H233V224H231V223H228L227 221L225 222H223V221H220V219H214V220H210V221H207V222H202V223H199ZM263 224V223H262ZM116 227H115V226ZM125 226L126 228L129 226L132 230L131 231H133V232H131V234H130V237H125V236H123V235H126L127 234V232H124L125 234H123V233H121L120 232V228H121V226ZM115 227L116 229H113V227ZM249 226V225H248ZM247 226V227H248ZM250 226H252V225H250ZM260 226V225H259ZM262 226V225H261ZM191 228H192V226H190ZM255 227H257V226H255ZM263 227H264V225H263ZM117 228H119L118 230H117ZM122 228H124V227H122ZM130 228L128 229V230H130ZM177 228V229H178ZM242 228V227H241ZM254 228V227H253ZM176 229V228H175ZM176 229V230H177ZM185 229V230H186ZM124 230V229H123ZM198 230H199V228H198ZM122 231V230H121ZM178 231V230H177ZM190 231V230H189ZM243 231V230H242ZM182 232V230L180 229V231L178 232L179 234ZM130 233V232H129ZM183 233H185V232H183ZM187 233V232H186ZM185 233V234H186ZM189 233V232H188ZM193 233V230H192V232H191V234ZM261 233V239H264V230H262V232H260ZM239 234V233H238ZM237 234V235H238ZM129 234H127V236H128ZM165 235V236H164ZM190 235V234H189ZM193 235V234H192ZM185 237H186V235H184ZM191 236V235H190ZM188 237L189 238V240L190 239H192L191 237ZM194 236V235H193ZM240 236H241V233H240ZM161 238V239H160ZM248 238H249V236H248ZM252 238V237H251ZM244 239V238H243ZM255 238H253L252 240H254ZM63 240H67V242H65V241H63ZM62 240V242H65L66 243V245H68V247H73V245L71 244V239L70 238H68V239H63ZM69 240V241H68ZM188 240V239H187ZM227 240V239H226ZM246 240H248V241H250V239H246ZM252 240H251V242H252ZM101 241V242H100ZM244 241V240H243ZM103 242H105L104 244H103ZM193 242H195V241H191V243L193 244ZM247 242V241H246ZM70 244V246H69V244ZM101 243V244H100ZM190 242H189V244H191ZM250 243V242H249ZM248 243V244H249ZM106 244H108V245H106ZM244 244V243H243ZM94 245V246H95ZM188 244L186 243V246H187ZM189 246V245H188ZM237 246V247H236ZM98 247H97V252H98V256H99V251H98ZM105 247V248H106ZM184 247V246H183ZM190 247H192V246H190ZM106 248V249H107ZM151 248V247H150ZM186 248V247H185ZM192 248H194V247H192ZM104 250L105 252L102 254H100V256H99V258H97V256H96V258L94 259V260H92V262L91 263H89V264H103L102 262L100 263V260H104V259H102V258H104L105 256L107 257L108 255H105V254H107L108 252H109V250H108V252H107V250ZM189 251V250H188ZM238 251V252H239ZM109 255H110V253H108ZM101 255H105L104 257L103 256H101ZM112 256V255H111ZM110 258V257H109ZM99 259V260H98ZM114 260V259H113ZM94 261V262H93ZM108 262V261H107ZM112 263V262H111ZM80 264H85V263H80ZM87 264V263H86ZM113 264H114V262H113Z\"/></svg>","mask_w":264,"mask_h":264}]
</instances>
